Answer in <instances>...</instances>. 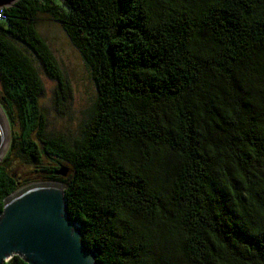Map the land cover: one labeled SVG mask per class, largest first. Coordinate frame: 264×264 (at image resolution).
I'll use <instances>...</instances> for the list:
<instances>
[{
  "label": "trees",
  "instance_id": "obj_1",
  "mask_svg": "<svg viewBox=\"0 0 264 264\" xmlns=\"http://www.w3.org/2000/svg\"><path fill=\"white\" fill-rule=\"evenodd\" d=\"M59 1L2 8L9 101L0 104L22 116L16 156L56 163L42 165L40 179L64 186L96 264H264V0ZM38 12L60 24L96 89L71 138L45 132L41 77L11 40L56 82L60 104L66 84L35 27ZM12 137L0 213L8 194L37 182L8 171ZM67 164L71 174L57 175Z\"/></svg>",
  "mask_w": 264,
  "mask_h": 264
},
{
  "label": "water",
  "instance_id": "obj_2",
  "mask_svg": "<svg viewBox=\"0 0 264 264\" xmlns=\"http://www.w3.org/2000/svg\"><path fill=\"white\" fill-rule=\"evenodd\" d=\"M18 0H0V8ZM9 134L0 112V161ZM68 169L60 165L57 175ZM64 186L55 181L23 185L2 201L0 213V264L18 256L26 264H96L94 253L82 242L79 224L70 219Z\"/></svg>",
  "mask_w": 264,
  "mask_h": 264
},
{
  "label": "rangeland",
  "instance_id": "obj_3",
  "mask_svg": "<svg viewBox=\"0 0 264 264\" xmlns=\"http://www.w3.org/2000/svg\"><path fill=\"white\" fill-rule=\"evenodd\" d=\"M54 1L56 3L60 2L59 0ZM35 27L55 57L66 84L61 103L57 104L55 101L56 82L45 74L35 55L26 46L11 39L31 59L41 77L44 91L39 96L38 102L39 108L46 119L45 132L60 133L68 138L77 136L82 123L90 114L96 98V89L90 77L89 68L79 51L71 44L60 24L51 21L45 13L38 12ZM0 99L9 101L3 90L1 80ZM3 107L0 104V112L4 117L10 142V137L13 138L12 134L18 137L25 126L22 123L19 109L15 104H12L9 108L11 117L5 112L7 108ZM32 137L39 144L35 133H33ZM16 141L8 171L16 176L19 183L30 180L40 182V177L43 175L41 171L42 165L53 166L56 163L47 158H42L40 164L27 163L24 158L16 156L17 151L20 149V138L18 137ZM67 167L69 169L68 174H71V165L67 164Z\"/></svg>",
  "mask_w": 264,
  "mask_h": 264
},
{
  "label": "built area",
  "instance_id": "obj_4",
  "mask_svg": "<svg viewBox=\"0 0 264 264\" xmlns=\"http://www.w3.org/2000/svg\"><path fill=\"white\" fill-rule=\"evenodd\" d=\"M5 19V16L2 12V8H0V21H3Z\"/></svg>",
  "mask_w": 264,
  "mask_h": 264
}]
</instances>
